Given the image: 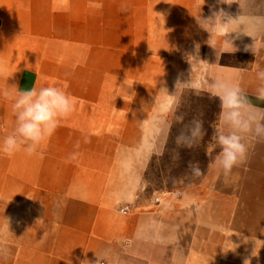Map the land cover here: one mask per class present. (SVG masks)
I'll return each instance as SVG.
<instances>
[{
	"label": "crops",
	"instance_id": "0c3cea01",
	"mask_svg": "<svg viewBox=\"0 0 264 264\" xmlns=\"http://www.w3.org/2000/svg\"><path fill=\"white\" fill-rule=\"evenodd\" d=\"M100 2L0 0V88L54 81L76 102L43 158L0 154V264H264V139L227 176L143 194L172 84L232 80L264 109V0Z\"/></svg>",
	"mask_w": 264,
	"mask_h": 264
},
{
	"label": "clouds",
	"instance_id": "9594fccd",
	"mask_svg": "<svg viewBox=\"0 0 264 264\" xmlns=\"http://www.w3.org/2000/svg\"><path fill=\"white\" fill-rule=\"evenodd\" d=\"M223 3L228 4L227 0ZM88 7L100 10L103 4L100 0H89ZM121 11H127V6L122 5ZM231 46L233 47L232 43ZM249 47L254 51L253 46ZM5 72L3 62L0 61V76H4ZM256 79L259 83L254 91L255 98L264 101V70L256 71ZM209 90L210 98L219 102V112L216 120L209 125L212 134L207 142V130L202 119L193 118L188 124H184V115L178 113V106L171 110L174 122L183 125L175 137L176 149L172 159H179L178 149L203 147L209 158L208 168H215L227 176L234 167L246 160V137L254 135L264 139V109L252 104L248 94L235 81L216 79L209 86ZM0 97L12 102L15 116L14 130L0 141V154L7 157L23 151L29 156L39 152L43 158V150L62 121L74 111L76 103L74 97L54 81L28 90H20L17 86L11 89L0 88ZM188 168L193 178L205 175L199 161H189ZM58 227V224L53 225L54 230Z\"/></svg>",
	"mask_w": 264,
	"mask_h": 264
},
{
	"label": "rangeland",
	"instance_id": "374dc122",
	"mask_svg": "<svg viewBox=\"0 0 264 264\" xmlns=\"http://www.w3.org/2000/svg\"><path fill=\"white\" fill-rule=\"evenodd\" d=\"M175 85L172 84L170 100L166 99L164 104L165 107H169L168 124L164 123V127H168V129L159 131L158 145L155 147V152L144 171V195H155L164 191L189 188L199 183L205 175L193 178L188 168L189 161H199L204 174L209 170V158L205 155L203 147L192 150L178 149L179 159L173 161L172 156L176 149L175 137L183 125L174 122L171 110L178 106V113L184 115V124H188L193 118L202 119L207 130L205 137V142H207L212 134L209 125L217 118L219 102L210 98L209 93L193 87L191 83H186V85L182 83L177 87ZM157 152L163 154L157 155Z\"/></svg>",
	"mask_w": 264,
	"mask_h": 264
},
{
	"label": "built area",
	"instance_id": "2783aa9c",
	"mask_svg": "<svg viewBox=\"0 0 264 264\" xmlns=\"http://www.w3.org/2000/svg\"><path fill=\"white\" fill-rule=\"evenodd\" d=\"M156 200H158V198H157ZM121 211H123V212H127V209L122 208Z\"/></svg>",
	"mask_w": 264,
	"mask_h": 264
}]
</instances>
